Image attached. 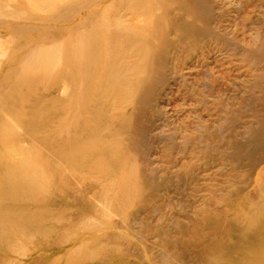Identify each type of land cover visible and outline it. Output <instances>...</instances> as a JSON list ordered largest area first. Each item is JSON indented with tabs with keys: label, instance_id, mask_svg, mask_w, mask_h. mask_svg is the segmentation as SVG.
Listing matches in <instances>:
<instances>
[{
	"label": "bare ground",
	"instance_id": "obj_1",
	"mask_svg": "<svg viewBox=\"0 0 264 264\" xmlns=\"http://www.w3.org/2000/svg\"><path fill=\"white\" fill-rule=\"evenodd\" d=\"M252 3L264 12V0ZM233 9L235 0H0V37L10 32L8 43L15 46L27 35L40 33L34 41L16 46L11 52L12 61L16 59L5 63L0 72V264H88L102 259L105 253L98 242L108 221L113 216L127 220L130 208L145 202V185L151 186L152 179L143 177L146 182H141L135 177L131 161L115 164V158L126 151L122 139L137 140L147 112H159L169 105L179 69L189 74L208 56L242 59L252 67V94L264 101V39L255 30L264 27V13L254 19V12L247 19L250 33L234 39L239 17ZM226 20L230 27L224 25ZM206 42L214 47L206 51ZM7 51L0 52V57ZM59 84L69 89L63 108L85 106L73 112L69 121L74 137L63 144L47 140L24 145L25 137L40 127L37 118L31 120L24 114L32 93L44 86L52 97ZM101 103L110 109L105 128L79 134L78 123L94 120L88 107ZM228 109L219 122L239 119L235 109ZM255 112L249 116L250 131L264 136V106ZM215 131L213 126L204 134L206 145L200 149L206 156L221 148V137ZM241 147L235 143L228 154L236 169H232L227 189L235 201L226 207L235 211L236 224H245L247 235L264 224V156L244 159L233 152ZM53 163L82 171L93 165V169H103L105 181L114 179L116 173L120 177L100 185L95 195L99 206L85 201L92 189L79 184L82 175L54 170ZM158 186L154 194H159ZM69 191L78 194V201H73L83 207L86 216L78 224L47 226L49 218L41 217L37 209L50 213L54 199ZM67 216L70 220L78 217L74 211ZM187 224L194 238L204 227L188 220ZM214 224L209 227L210 239L217 236ZM35 236L43 237L40 250L68 248L34 261L28 245ZM153 247L115 250L100 264H156ZM259 251L251 263L264 264V251ZM161 258L173 264H196L198 259L195 248L167 251Z\"/></svg>",
	"mask_w": 264,
	"mask_h": 264
},
{
	"label": "rangeland",
	"instance_id": "obj_2",
	"mask_svg": "<svg viewBox=\"0 0 264 264\" xmlns=\"http://www.w3.org/2000/svg\"><path fill=\"white\" fill-rule=\"evenodd\" d=\"M235 2L236 9L233 10L239 20L234 39L240 38L242 34H249L252 29L248 26L250 23L248 20L255 13L254 19H257V16L263 12L259 7L257 8V5H253L252 0H235ZM228 18L229 16L226 19ZM224 25L226 28L231 26L227 20ZM72 30H75V27ZM255 30L264 39V27L261 25ZM38 35H40L38 32L29 34L21 40V43L12 46L8 43L10 32L2 34L0 52L8 50V54L0 57L2 65L0 72L5 63L16 59L12 61L11 58V52L16 46L30 43ZM46 44L49 46L50 41ZM205 47L207 51L214 46L211 42H206ZM200 64L198 68L193 67V71H190L191 75L182 69L175 73L177 85L174 92H176L169 97L170 100L166 103L169 105L159 112L155 110L147 112L142 120V132L139 136H135L137 140L122 139L126 151L112 161L115 164L131 161L135 165L137 171L135 177L139 181L146 182L143 177L152 180L149 183L150 187L145 185L142 194L145 202L139 204L136 202L130 208L127 220L123 221V218L113 216L108 221L98 242V246L105 253L102 259L111 258L115 250L143 251V249L149 250L152 245L156 249L151 251L152 255L155 254L156 264H173L171 261H163L161 253L180 248L184 250L195 248L198 257L196 264H257L251 263L252 256L258 250L260 254L263 253L264 224L244 235L245 224H236L235 211L232 212L226 204L235 201L233 198L235 195L230 194L227 189L231 174L234 172L232 169H236L229 163L228 154L232 153L231 147L235 143L240 144L242 147L233 152L240 154L244 159L264 156V136L262 134L256 136V133L249 128L251 120L249 116L262 109L264 101H260L252 94V87L249 85L253 80L250 77L252 67L248 62L224 55V57L208 56ZM57 87L52 97L44 86L32 93V101L28 103L24 114L31 120L37 118L40 127L30 133L28 139L25 137L24 145H40V142L44 143L47 140L63 144L74 137L69 121L73 112L78 113L85 106L80 108L69 104V108H63L61 104L65 103L69 89L62 84ZM54 102L60 105H53ZM216 104L218 108L215 107ZM228 107L235 109L239 119L234 118L228 123L219 122L222 113H227L229 110ZM88 109L95 114L94 120L78 123L76 128L79 134L89 130H100L102 126L105 128L107 125V112L110 110L107 108V103L91 105ZM213 126L221 137L218 144L221 148L219 152L212 151L206 156L200 148L206 145L203 140L204 134ZM103 136H107V129L103 132ZM52 166L54 170H65L74 176L82 175L79 184L82 187L90 186L92 189L86 194L85 201L99 206L100 201L95 195L100 185L112 184V181L115 182L120 177L116 173V179L107 178L105 181L102 175L103 169H93V165H89L84 169L85 171L79 170L76 166L64 169L59 163H53ZM156 186L160 188L159 194L153 193ZM75 194L77 193L69 191L63 197H56L50 213L44 214L37 209L41 217L49 218V221H46L47 226L78 224V219L86 216L83 207L75 202L78 201V194ZM71 211L78 216L74 220H70L67 216ZM187 220L195 224L203 223V229L198 231L199 239L198 235L196 238L192 236L193 229L188 227ZM211 222L215 223L213 231L217 233L212 239L208 236ZM35 224H39L36 219ZM40 237L42 236H35L33 243L28 245L29 257L34 261L46 256H57L68 248L52 246L40 250L39 243L43 241V237ZM101 260L88 264H100Z\"/></svg>",
	"mask_w": 264,
	"mask_h": 264
}]
</instances>
